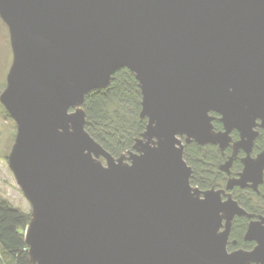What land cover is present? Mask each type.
<instances>
[{"label":"water","instance_id":"95a60500","mask_svg":"<svg viewBox=\"0 0 264 264\" xmlns=\"http://www.w3.org/2000/svg\"><path fill=\"white\" fill-rule=\"evenodd\" d=\"M0 18L12 51L0 102L16 124L7 164L31 206V264H264V216L227 192L256 189L264 170V150L251 155L264 128V0H0ZM123 67L146 126L114 157L81 105ZM191 140L232 142L220 169L240 150L238 177L193 187ZM241 215L254 245L228 251Z\"/></svg>","mask_w":264,"mask_h":264},{"label":"trees","instance_id":"16d2710c","mask_svg":"<svg viewBox=\"0 0 264 264\" xmlns=\"http://www.w3.org/2000/svg\"><path fill=\"white\" fill-rule=\"evenodd\" d=\"M140 100L141 94L133 72L125 67L117 69L106 87L93 89L84 95L81 107L85 115V130L112 156H119L130 150L135 139L145 130L146 118L139 116ZM211 114L215 116L213 128L220 130L222 124L218 116ZM257 131L251 152L253 156L264 150V128H257ZM230 135L233 140L238 138L236 130ZM230 154V146L221 150L211 143L183 141V159L191 168V185L202 190L221 188L228 177L236 175L242 168L240 159L243 152L239 151L238 157L229 166V173L220 169ZM230 192L247 213L264 214V171L256 190L236 187ZM29 219L28 212L0 198V264H31L24 241ZM248 221L245 215L235 216L229 231L228 251L253 246V241L243 239Z\"/></svg>","mask_w":264,"mask_h":264},{"label":"rangeland","instance_id":"374dc122","mask_svg":"<svg viewBox=\"0 0 264 264\" xmlns=\"http://www.w3.org/2000/svg\"><path fill=\"white\" fill-rule=\"evenodd\" d=\"M9 43L10 42H9L8 28H7L6 24L0 18V93L2 92V90L5 87L6 74H7V71L9 69V66L11 64V61H12V51H11ZM15 134H16L15 121L10 116L8 111L5 109L3 104L0 102V198L5 199L7 202H9V204L11 206L18 207L19 209L28 212L30 215V213H31L30 203L28 202L27 198L23 195V192L21 191L20 187L16 183V181L13 177V174H12L11 170L9 169L8 164H7V162H8L7 161V155H8L10 148L13 144ZM233 141H235V140L232 139V142ZM231 143H230V145H231ZM230 145H228V146H230ZM230 148H231V146H230ZM221 150H223V149H221ZM243 156H244V153H243ZM102 162H104V159H102ZM238 173L236 175L231 176L230 178H232V177L237 178ZM259 183H261V181ZM259 183L257 185H259ZM225 184H223L220 187L224 188ZM247 184H248L247 186H249L251 189H253L250 186V182H248ZM193 187H196V186H193ZM236 187L241 188V185H233L230 188V190H232L233 188H236ZM253 190H255V189H253ZM228 192H229V190H228ZM222 198L225 199L226 197H222ZM231 198L234 199L233 197H231ZM262 209H263V207H262ZM263 216H264V214H263ZM249 220H250V218H249ZM229 251H231V250H229Z\"/></svg>","mask_w":264,"mask_h":264},{"label":"flooded vegetation","instance_id":"af4514ba","mask_svg":"<svg viewBox=\"0 0 264 264\" xmlns=\"http://www.w3.org/2000/svg\"><path fill=\"white\" fill-rule=\"evenodd\" d=\"M239 151H240V150H239ZM239 151H238V153H239ZM238 153H237L236 158L238 157ZM252 156H253V155H252ZM254 156H255V155H254ZM236 158H235V159H236ZM233 160H234V159H233ZM233 160H232V161H233ZM231 163H232V162H231ZM230 165H231V164H230ZM263 171H264V170H263ZM227 173H229V171H227ZM262 176H263V173H262ZM228 178H230V177H228ZM261 180H262V179H261ZM257 186H258V185H257ZM245 187H249V186L246 185V186L241 187V188H245ZM216 189H217V188H216ZM256 189H257V187H256ZM256 189H255V190H256ZM227 192H228V191H227ZM229 193H230V195H231L230 189H229ZM231 197H232V195H231ZM254 215H258V214H254Z\"/></svg>","mask_w":264,"mask_h":264}]
</instances>
